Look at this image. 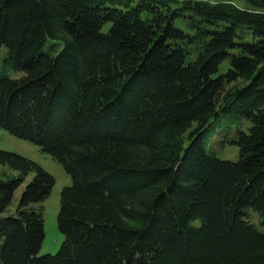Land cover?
Wrapping results in <instances>:
<instances>
[{"label":"trees","instance_id":"obj_1","mask_svg":"<svg viewBox=\"0 0 264 264\" xmlns=\"http://www.w3.org/2000/svg\"><path fill=\"white\" fill-rule=\"evenodd\" d=\"M243 1L0 0V130L71 180L40 255L55 179L0 150V264H264V0ZM223 119L250 125L236 162Z\"/></svg>","mask_w":264,"mask_h":264},{"label":"rangeland","instance_id":"obj_2","mask_svg":"<svg viewBox=\"0 0 264 264\" xmlns=\"http://www.w3.org/2000/svg\"><path fill=\"white\" fill-rule=\"evenodd\" d=\"M179 3H187L191 2V4L199 3V4H207V5H215V4H229L233 5L240 9L249 8L248 5L243 0H173ZM254 10V9H253ZM179 26H185L184 20L180 19L178 21ZM192 58L196 55L195 49L187 47ZM228 64L224 62L220 68L219 72L223 73L227 70ZM226 123L225 126H222L220 122L214 124L215 133L210 138L212 147L215 146V149L212 148V152L214 153L217 159L223 161H231L236 162L238 160V149L236 146L222 142L223 139H228L232 141L234 139V134L241 130L243 132H248L250 125L248 123H242L238 125V123L231 124L223 119ZM224 127V128H223ZM222 129V130H221ZM226 136V138L224 137ZM228 141V142H229ZM0 150L9 151L16 153L22 157H25L39 166H41L45 171L51 174L55 179V185L53 186L50 195L48 198L40 203V210L38 211L43 218L44 225V238L40 249V255L50 254L55 255L59 250L60 245L63 240V235L59 232L57 228V215L59 211V202H60V192L62 188L65 186H69L71 184V180L68 175L65 174L62 167L54 162L52 158L48 155L42 153L39 148L33 146L30 143H27L23 140L17 139L6 131L0 130ZM5 172L7 175H11V173L4 167H0V174ZM33 178V175L30 174L25 183L15 192L13 203L10 205L9 209L14 210L17 205V201L19 199L21 191L27 185V183Z\"/></svg>","mask_w":264,"mask_h":264},{"label":"water","instance_id":"obj_3","mask_svg":"<svg viewBox=\"0 0 264 264\" xmlns=\"http://www.w3.org/2000/svg\"><path fill=\"white\" fill-rule=\"evenodd\" d=\"M188 4H191V2H187ZM199 5V3H195V6H198Z\"/></svg>","mask_w":264,"mask_h":264}]
</instances>
